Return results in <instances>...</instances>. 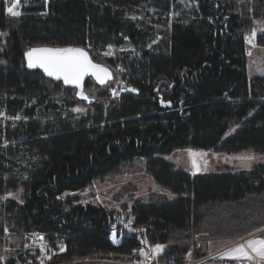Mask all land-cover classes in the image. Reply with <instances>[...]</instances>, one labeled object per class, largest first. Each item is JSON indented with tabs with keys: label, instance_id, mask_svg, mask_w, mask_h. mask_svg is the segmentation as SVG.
Here are the masks:
<instances>
[{
	"label": "trees",
	"instance_id": "obj_1",
	"mask_svg": "<svg viewBox=\"0 0 264 264\" xmlns=\"http://www.w3.org/2000/svg\"><path fill=\"white\" fill-rule=\"evenodd\" d=\"M9 6L0 0V237L7 228L63 238L66 252L51 264L138 261L134 234L115 246L104 212L61 199L135 161L174 197L131 208L147 242L165 246L159 264H183L189 252L201 259L206 241L264 227V162L192 177L163 159L182 149L264 153V78H247L245 47L254 20H264V0H195L190 11L171 0H28L18 17ZM256 45L264 48L263 34ZM126 46L129 60L117 54ZM37 47L83 48L95 63L120 65L113 78L136 91L117 100L103 93L88 114L74 115L70 89L25 68L24 52ZM110 48L117 56L103 58ZM9 193L18 201L3 206ZM251 199L238 215L215 213Z\"/></svg>",
	"mask_w": 264,
	"mask_h": 264
},
{
	"label": "rangeland",
	"instance_id": "obj_2",
	"mask_svg": "<svg viewBox=\"0 0 264 264\" xmlns=\"http://www.w3.org/2000/svg\"><path fill=\"white\" fill-rule=\"evenodd\" d=\"M171 1L175 2L179 6L180 8L179 10L190 11L195 6V0H171ZM22 2L27 4L28 0H21L20 3ZM203 2L211 3V0H203ZM10 3H11L10 1H7L6 2L7 6H9ZM19 6L20 4L18 5V7ZM253 24H254L253 30L256 31V35L255 37L252 38V43H249L247 39L248 37H251V35L245 38V47L247 49L246 75L249 80L253 78H264V48L258 47L256 45V37L261 34L264 35V20L262 21L254 20ZM111 49L112 48L108 49L103 53L102 55L103 58H114V56H117L115 53H113ZM130 53L131 51L129 46L122 47V50L117 49V54H120L121 58L126 56L127 54L130 55ZM131 58L132 57L130 55V57H128V60ZM101 65L108 67L105 64H101ZM6 66L7 64L5 63V61L0 59V68ZM108 68L111 70V72L113 71L114 74L116 72L119 75L122 74V69L120 68V65L118 69H116V71H114L113 68L110 67ZM118 81L119 80L113 78L111 83H108L102 88L96 86L92 81H87L84 84V88H83L84 95L87 96L88 99H90L94 104H97L102 102L103 97H101V95L103 93H106L108 95V98L112 100H117V98L122 94L135 93L134 91H132L131 88L126 87L123 83L120 84V82ZM117 87L118 90L114 91ZM70 95L73 97V101L76 103V106L73 107V109L71 110V112L74 115L85 116L90 112V110L87 109L82 102L76 99L75 91L70 89ZM77 108L82 109V111L79 112L74 111V109ZM235 130L236 127H232L228 129L224 137L225 138L230 137L235 132ZM188 150L189 149L176 150L172 152L170 155L164 156L163 159L167 163L173 165L176 170H182L183 172H185L186 174L192 177L222 174L225 171L231 172L235 170L247 172L252 170V168L255 167V165L264 162V153H254L251 151V152H239L235 154H225V153H217L213 151L192 150L193 152H197V153H206V155L204 156L195 157L197 164L200 167V171H196L192 165L193 157L189 154ZM247 155H252L255 157V159L252 160L236 159V157L247 156ZM205 161L207 162L206 164ZM141 164H143L142 161H135L130 167L120 169V171H118L115 174H112L101 180H97L93 182L90 186L86 187L85 189H83L78 193L64 194L61 197V199L64 201L71 198L76 199L75 202L72 203V205L79 206L80 209L82 210L83 209L85 210L87 207V208H95L98 211L104 212L108 217L109 223L115 226V232L117 230L122 231L123 229L127 232V230L125 229L126 228L125 225L129 227L128 222L131 217V208L134 205L136 204L147 205L151 201H155V200L158 201L159 199H164L165 201L174 200V197L172 195H170L167 191L161 189L158 185H156L153 182L151 177L148 176L145 170L141 167ZM253 200L254 199L246 201L244 205L240 204L239 205L240 209H234V207H230L231 205H229L223 207L217 206V208H215L214 210L216 214L222 213L225 210L227 212L232 211L234 212V214L238 215L240 211L244 212L247 206H251ZM7 201H18V197L16 194L5 195L1 199V204L4 206V204ZM263 201L264 198L262 199V202ZM214 210L210 209L205 214L208 216V212ZM253 217L255 218L253 220H258L259 218L264 217V215L262 217H259L257 215ZM27 234L30 233H26L23 235L10 234L8 233L7 228L6 230L4 228V232L0 237V264H9V263L48 264L44 260V257L41 256V254H43V250L36 253L35 255L29 253L26 250L25 239ZM132 234H134L137 237L138 242L141 244L140 245L141 248L139 249V251L133 252L131 254L132 259H134L133 256H135L139 260L136 262L133 260L127 264H157V263L159 264L160 262L158 260V257L165 249V246L161 252L153 253L152 248L154 246L150 245L148 242L147 243L144 242L147 241L145 237L144 228L141 227L137 228L134 226L132 227V233L129 235ZM256 238H264V232L257 231L252 234H247L243 237H230L227 240L225 239L208 240L204 244H202L203 253L209 249L207 248L204 250V248H206L207 244L210 242L211 245L236 244L239 242H243L245 240L256 239ZM111 240L113 241V243L116 242V238H114V236L112 237ZM46 241L50 242L49 240ZM48 244L54 246V244L52 243H48ZM141 249H143V251L147 253V255H142L140 251ZM63 255L64 254L55 258H61ZM188 255L189 257L187 256V254L185 255L184 264H191V262L194 261L190 258V256L191 257L193 256V253L189 252ZM111 258H115V257L111 256L110 259ZM126 259L130 260V258L128 257ZM156 260L158 262H156ZM257 261L258 260H254V262ZM109 262L110 260L103 258V259H95V260H74V262L71 263H60V264H113ZM209 263L210 261L206 260L203 264H209ZM255 264H264V261H258Z\"/></svg>",
	"mask_w": 264,
	"mask_h": 264
},
{
	"label": "snow or ice",
	"instance_id": "obj_3",
	"mask_svg": "<svg viewBox=\"0 0 264 264\" xmlns=\"http://www.w3.org/2000/svg\"><path fill=\"white\" fill-rule=\"evenodd\" d=\"M21 0H13L11 6L7 7L6 11L10 15L14 17H18L21 13L16 10ZM256 31L253 30L251 37H248V42L252 43V38L255 37ZM27 57V66L29 68H40L43 72L49 77H55L56 79H63L66 85H75L78 88H81V91L78 93L84 99H88L87 96L84 95L82 90V82L84 78L88 75L95 76L96 80L99 81L100 84H104L106 79H110L111 75L107 68L102 67L101 65L95 64L92 62L88 53L83 48H33L26 53ZM132 91H136L132 89ZM74 111H82V109H74ZM19 119V117H16ZM189 154L193 157L192 165L196 171H200V167L197 164L195 159L196 156H204L206 153H197L193 152L191 149L188 150ZM236 159L242 160H252L255 159L252 155L240 156L236 157ZM207 162L205 161V164ZM9 195H12L9 193ZM132 223L131 220L128 222ZM127 227V225H125ZM257 231L264 232V228L258 229ZM43 239V237H41ZM147 243V241H144ZM164 246L160 244H156L152 251L153 253H159L163 250ZM254 254L250 255L249 251ZM64 249L61 248V251ZM142 255H147L143 251L140 250ZM229 257L239 259L241 257L246 258L248 260H253L255 257L264 260V238H256L250 239L246 242V245L242 244L236 248L230 250L227 253Z\"/></svg>",
	"mask_w": 264,
	"mask_h": 264
},
{
	"label": "built area",
	"instance_id": "obj_4",
	"mask_svg": "<svg viewBox=\"0 0 264 264\" xmlns=\"http://www.w3.org/2000/svg\"><path fill=\"white\" fill-rule=\"evenodd\" d=\"M128 225H129V227L125 228L127 230V232L124 229L122 231L117 230L115 232V226H113V225H111V223H109L108 217L106 215V225L105 226L108 230L107 232H108V234H109L108 236L110 238H112L113 236L118 237L120 235L131 234L132 233V227L130 226L129 223H128ZM41 237H43V239H41ZM53 238H54V240H53L54 246H51L45 241L43 234H39V233L27 234L26 239H25V248L29 253H31L33 255H35L36 253L43 250V254H41V256L44 257V260L48 264H51L54 261V259H57L55 257H59L66 252L65 251L66 250L65 240L63 238L56 236V235H54ZM57 245H58V248H57ZM53 248H56V249H53ZM61 248H63L64 250L61 251ZM187 256L189 257V255H187ZM190 258H191V256H190ZM156 262H158V261L156 260ZM201 262L202 261H195V262H191V264H201ZM170 264H173V263L171 262ZM224 264H229V263H224Z\"/></svg>",
	"mask_w": 264,
	"mask_h": 264
},
{
	"label": "crops",
	"instance_id": "obj_5",
	"mask_svg": "<svg viewBox=\"0 0 264 264\" xmlns=\"http://www.w3.org/2000/svg\"><path fill=\"white\" fill-rule=\"evenodd\" d=\"M247 241L248 240H245L243 242H239V243H236V244H219V245H216V244H212L211 245L210 244L211 242H210V243L207 244L206 248H204V250L209 248L206 251L207 254H206V252H204L205 253L204 257L208 258V257H211L212 255L215 256V257L212 256V258L209 259V261H210L209 264H222L223 262H226V261L229 262L230 264H255L258 261H264V260H261L258 257H255L253 260H248V259L243 258V257H241L239 259H236V258L229 257L227 255V253H229L231 249L236 248V247H238L239 245H242V244L246 245ZM247 250L249 251L250 255L254 256V254L251 253L250 249H247ZM212 259H214V260H212ZM254 260H258V261L254 262Z\"/></svg>",
	"mask_w": 264,
	"mask_h": 264
},
{
	"label": "water",
	"instance_id": "obj_6",
	"mask_svg": "<svg viewBox=\"0 0 264 264\" xmlns=\"http://www.w3.org/2000/svg\"><path fill=\"white\" fill-rule=\"evenodd\" d=\"M37 48H43V47H37ZM49 48H51V47H49ZM66 48H67V47H66ZM74 48H77V47H74ZM31 49H33V48H31ZM31 49L25 51L24 54H23V60H24L25 68H26L28 71H39V72L42 73V75H43L44 78H46V79H48V80H50V81H52V82H54V83H60L64 88L71 89V90L75 91V97H76V99L79 100L80 102H83V104H84L85 106H90V105L93 104V102H92L90 99H84V98H82L81 96L78 95V93L81 91V88H78V87L75 86V85H66V84L64 83V81H63L62 78H61V79H56L55 77H49V76L46 75V74L43 72V70L40 69V68H29V67L27 66V57H26V53H27L28 51H30ZM84 50H85V49H84ZM85 51H86V50H85ZM86 52H87V51H86ZM88 55H89V54H88ZM89 57H90V56H89ZM92 62H93V61H92ZM93 63H95V62H93ZM95 64H98V63H95ZM98 65H101V64H98ZM101 66L104 67V68H107V69H108V71H109V73H110V75H111V78H110V79H106V81H105L104 84H100L99 81L96 80L95 76H92V75L90 74V75H88V76H86V77L84 78V80H83V82H82V90H83V88H84V84H85L87 81H92V82H93L96 86H98V87H104L105 85H107L108 83H110V82L112 81V79H113V75H112L111 70H110L108 67L104 66V65H101ZM166 106H167L168 108H170V105H169V104L166 105Z\"/></svg>",
	"mask_w": 264,
	"mask_h": 264
}]
</instances>
